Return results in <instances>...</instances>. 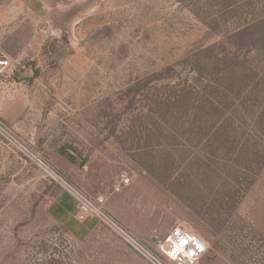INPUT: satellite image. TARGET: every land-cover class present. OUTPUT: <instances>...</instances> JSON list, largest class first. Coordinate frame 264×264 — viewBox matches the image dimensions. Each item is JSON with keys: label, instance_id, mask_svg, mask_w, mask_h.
<instances>
[{"label": "rangeland", "instance_id": "rangeland-1", "mask_svg": "<svg viewBox=\"0 0 264 264\" xmlns=\"http://www.w3.org/2000/svg\"><path fill=\"white\" fill-rule=\"evenodd\" d=\"M0 264H148L9 143L153 249L264 264V0H0Z\"/></svg>", "mask_w": 264, "mask_h": 264}, {"label": "built area", "instance_id": "built-area-1", "mask_svg": "<svg viewBox=\"0 0 264 264\" xmlns=\"http://www.w3.org/2000/svg\"><path fill=\"white\" fill-rule=\"evenodd\" d=\"M10 67V61L0 56V72ZM11 146L25 159L37 166L47 177L57 182L75 202L79 221L94 218L107 226L124 244L148 264H196L205 252L204 244L194 235L181 228H173L151 249L128 230L114 222L102 209L101 197L92 199L80 190L69 186L45 162L26 146L9 141Z\"/></svg>", "mask_w": 264, "mask_h": 264}]
</instances>
